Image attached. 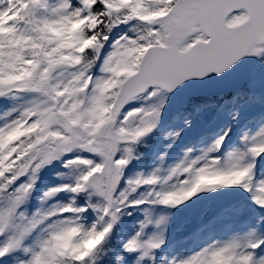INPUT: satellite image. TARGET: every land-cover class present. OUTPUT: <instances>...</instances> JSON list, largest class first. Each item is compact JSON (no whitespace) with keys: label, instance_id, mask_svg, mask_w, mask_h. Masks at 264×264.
<instances>
[{"label":"snow or ice","instance_id":"6c2138e0","mask_svg":"<svg viewBox=\"0 0 264 264\" xmlns=\"http://www.w3.org/2000/svg\"><path fill=\"white\" fill-rule=\"evenodd\" d=\"M178 93L192 109L173 142L212 108L228 105L231 124L163 175H126ZM141 99L155 102L133 106ZM0 100L11 102L0 114V264H264V178L254 179L264 170V0H0ZM249 108L259 111L239 143L226 140ZM54 162L62 182L33 203ZM222 189L247 194L255 226H222L245 216L202 201ZM154 206L164 214L153 220ZM137 210L133 231H117ZM173 211L185 213L177 231L192 250L158 261Z\"/></svg>","mask_w":264,"mask_h":264},{"label":"rangeland","instance_id":"374dc122","mask_svg":"<svg viewBox=\"0 0 264 264\" xmlns=\"http://www.w3.org/2000/svg\"><path fill=\"white\" fill-rule=\"evenodd\" d=\"M122 30V29H121ZM115 34V30H114ZM171 100V101H170ZM154 100L150 101H144V100H137L134 102L133 106H138L140 104H149V103H154ZM172 103V106L170 107V111L173 112L175 111L176 107H181L180 103H178V98L174 99L169 96L167 102H166V107H169L168 103ZM11 105V102H4L0 100V114L4 111V109L8 106ZM227 105H225L224 109L226 108ZM185 109V107H183ZM164 108L161 111L160 117L157 122V126L160 128H166L168 132L171 131H176L182 127V122L185 118L186 114L191 113L190 111H186L181 117L175 118V119H170V121L165 125L164 120L167 119L166 112L163 111ZM211 110V109H210ZM210 110H208L206 113H201L200 115H192L190 119V127L185 128L183 132L179 135V137L173 142L171 140V137L168 136L166 138V141L162 143V145H165L164 148H162L160 153H156L154 158H151L150 161L148 162V168L145 172V174H148L153 168L159 167L161 169V175L164 174L163 170H165L170 164H174L177 162L184 154L185 151L188 149H191L192 151L189 153L190 156H195L198 155L199 152L206 148L212 141L214 134L217 133L218 130H222L223 127L231 124V121L229 119V116L227 115V112L223 110L221 114L219 115V118L221 120H215L214 126L216 128H212L209 125H206V118L210 115ZM258 108H249V109H241L239 116H238V121L236 124L232 125V130L229 133V137H226V140H231L234 143H239L238 141V136L240 134V130L243 126H246L247 122L252 119L254 116L257 114ZM256 112V113H255ZM255 113V115L250 116L251 114ZM240 122H244V125ZM214 123V122H213ZM163 124V126H162ZM254 125V121H253ZM212 126V125H211ZM218 128V129H217ZM139 144V143H138ZM231 145H229L230 147ZM135 146V151H136ZM160 148V147H159ZM161 157H163L161 159ZM169 164V165H168ZM65 169L60 168L59 164L53 163L50 166L45 167L39 174V180L36 185V193H34L32 200L33 203L35 202L37 196L39 195L40 191L44 188H47L48 186L57 184L62 182L61 179L57 178L55 173L57 172H65ZM140 171L134 170L130 174H135ZM141 173V172H140ZM264 178V170H262V167L258 164L257 170L254 176V179H260ZM232 192L233 190H220L219 194H213V196H209V198H204L202 201H213L219 206H228L230 203L229 199L232 198L231 194H228L229 192ZM244 196H246V199H248L247 194L243 193ZM204 195V194H203ZM243 195L239 196H234L233 199H242ZM248 201V202H247ZM247 201H242L239 204H235L236 207H242L245 210V216L240 217L239 219L235 221L225 220L223 221L222 226L227 225L228 223H232L234 228H239L243 230L245 227L248 226H255L256 225V218L259 215V211L255 209L254 206L251 205V202L249 204V200ZM152 218L153 220L158 216L164 214L161 210V206H154L152 208ZM166 211V209H165ZM185 213L183 211H173L172 215L169 217V222L167 226L165 227V235H166V240L163 245L157 250L158 252H162L163 259L167 261L170 259L173 255L177 254H187L189 251L192 250L191 248V242H181V237L184 235L183 232L177 231L179 226H177V223H179L180 219H183ZM143 217V213H142ZM247 219L249 221L248 225H242L240 223V220ZM137 222V221H136ZM132 224L131 225V231L128 232L127 234H130L133 231V228L136 225ZM181 224V223H180ZM262 226H264V222H262ZM151 228H149V231ZM159 257V254L156 253V259L159 261L161 259ZM124 264H129V260L125 258Z\"/></svg>","mask_w":264,"mask_h":264},{"label":"water","instance_id":"95a60500","mask_svg":"<svg viewBox=\"0 0 264 264\" xmlns=\"http://www.w3.org/2000/svg\"><path fill=\"white\" fill-rule=\"evenodd\" d=\"M183 93H178V94H172L175 97H178L179 95H182Z\"/></svg>","mask_w":264,"mask_h":264},{"label":"trees","instance_id":"16d2710c","mask_svg":"<svg viewBox=\"0 0 264 264\" xmlns=\"http://www.w3.org/2000/svg\"><path fill=\"white\" fill-rule=\"evenodd\" d=\"M109 264H110V258H109Z\"/></svg>","mask_w":264,"mask_h":264}]
</instances>
